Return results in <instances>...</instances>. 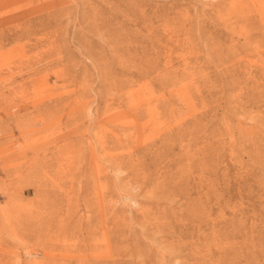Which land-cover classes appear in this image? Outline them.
Wrapping results in <instances>:
<instances>
[{
    "label": "rangeland",
    "instance_id": "1",
    "mask_svg": "<svg viewBox=\"0 0 264 264\" xmlns=\"http://www.w3.org/2000/svg\"><path fill=\"white\" fill-rule=\"evenodd\" d=\"M0 264H264V0H0Z\"/></svg>",
    "mask_w": 264,
    "mask_h": 264
}]
</instances>
